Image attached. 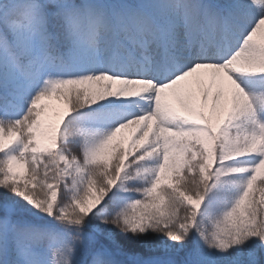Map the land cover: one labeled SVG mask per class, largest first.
Returning <instances> with one entry per match:
<instances>
[{"label": "snow or ice", "instance_id": "snow-or-ice-1", "mask_svg": "<svg viewBox=\"0 0 264 264\" xmlns=\"http://www.w3.org/2000/svg\"><path fill=\"white\" fill-rule=\"evenodd\" d=\"M0 264H264V0H0Z\"/></svg>", "mask_w": 264, "mask_h": 264}]
</instances>
